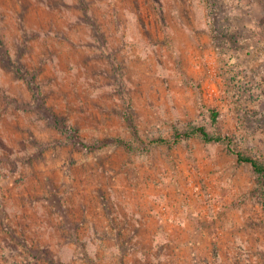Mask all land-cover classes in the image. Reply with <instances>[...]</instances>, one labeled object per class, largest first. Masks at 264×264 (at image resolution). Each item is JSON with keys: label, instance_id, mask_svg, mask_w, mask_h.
<instances>
[{"label": "rangeland", "instance_id": "rangeland-1", "mask_svg": "<svg viewBox=\"0 0 264 264\" xmlns=\"http://www.w3.org/2000/svg\"><path fill=\"white\" fill-rule=\"evenodd\" d=\"M264 0H0V264H264Z\"/></svg>", "mask_w": 264, "mask_h": 264}, {"label": "trees", "instance_id": "trees-1", "mask_svg": "<svg viewBox=\"0 0 264 264\" xmlns=\"http://www.w3.org/2000/svg\"><path fill=\"white\" fill-rule=\"evenodd\" d=\"M217 118L218 112L216 110H211V120L212 125L214 126V131L209 132L203 125H196L190 129H186L181 133H175L174 141H178L181 138L190 137L191 135H198L202 140L206 142H225L229 149L236 155L237 159L242 162L248 163L253 172L260 178H264V159H258L249 154L244 153L243 151L233 148L231 146L232 138L223 134L217 128ZM264 188V182H262Z\"/></svg>", "mask_w": 264, "mask_h": 264}]
</instances>
